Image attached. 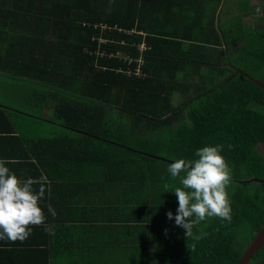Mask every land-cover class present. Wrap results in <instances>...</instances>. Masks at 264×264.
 Returning <instances> with one entry per match:
<instances>
[{"label": "trees", "instance_id": "obj_1", "mask_svg": "<svg viewBox=\"0 0 264 264\" xmlns=\"http://www.w3.org/2000/svg\"><path fill=\"white\" fill-rule=\"evenodd\" d=\"M11 1L2 65L58 94L45 135L21 131L45 172L49 230L31 241L46 264H236L264 225V183L242 182L264 180V91L233 67L264 84V28L240 17L218 26L219 0ZM133 28L150 44L141 77L125 60L139 54L140 34L123 31ZM100 36L122 53L100 55L90 40ZM216 145L233 173L232 220L207 219L185 237L174 220L180 178L167 168ZM247 264H264V243Z\"/></svg>", "mask_w": 264, "mask_h": 264}, {"label": "crops", "instance_id": "obj_2", "mask_svg": "<svg viewBox=\"0 0 264 264\" xmlns=\"http://www.w3.org/2000/svg\"><path fill=\"white\" fill-rule=\"evenodd\" d=\"M14 8L11 0H0V28L5 29L6 12ZM257 8L261 9L260 14H257ZM215 15L218 17V26L228 24L231 20L240 17L250 30L260 31L264 28V0H219ZM20 22H25L23 17H20ZM141 31L142 39L139 43L144 45V50L136 58H141L143 62L139 68L133 67L137 77L145 75L144 52L150 47L146 41V33ZM237 44L238 42H235V46ZM4 45V40L0 38V108L3 110V114H0V159L7 160L6 167L22 181L30 179L33 182V190L38 192L41 186L45 187V172L42 162L35 157L34 147L30 146L25 136H21V131L25 128L28 131L34 129L33 132L37 136H44L48 128L45 124L55 122L52 120V110L46 105L44 96L41 94L45 88L43 84L26 77H14L11 74L16 70L7 68L8 63L2 65L4 61L2 58L8 53L7 44ZM9 47L12 48V45ZM40 95L43 96L42 101ZM45 204L44 194L40 200L44 216ZM40 228L41 226L36 227L37 231L32 234L33 227L31 234L23 242L0 240V264H46L44 250L33 246L31 241L35 238L37 241L43 240L39 239L44 237V231Z\"/></svg>", "mask_w": 264, "mask_h": 264}, {"label": "clouds", "instance_id": "obj_3", "mask_svg": "<svg viewBox=\"0 0 264 264\" xmlns=\"http://www.w3.org/2000/svg\"><path fill=\"white\" fill-rule=\"evenodd\" d=\"M256 12L260 14L261 9L257 8ZM223 148V145L198 148L195 159H176L167 168L173 180L180 178L181 186L174 189L178 201L174 220L176 226L184 229L185 237L192 236L193 227L207 219L219 218L228 223L232 220L227 188L233 173L221 154ZM7 163V160L0 159V240L23 242L33 227L45 226L44 212L40 207L45 187L34 191L33 182L30 179L22 181L6 167ZM48 211L55 218L57 213L51 205ZM166 215L169 220L173 219L171 211ZM45 230L49 229L45 226Z\"/></svg>", "mask_w": 264, "mask_h": 264}, {"label": "water", "instance_id": "obj_4", "mask_svg": "<svg viewBox=\"0 0 264 264\" xmlns=\"http://www.w3.org/2000/svg\"><path fill=\"white\" fill-rule=\"evenodd\" d=\"M228 65H231V64L228 63ZM233 70L236 73H241L244 76H246L250 81L256 83L264 91V84L259 79L255 78V77H252L250 74L246 73L244 70H242L240 68L233 67ZM252 181H258V182L264 183L263 179H258V178H255V177L247 179V180H244L242 182H252ZM263 243H264V225L259 230V232L254 236V238L250 241V243L248 244V246L244 250L243 255L237 261L236 264H247L248 261L253 257L255 252L263 245Z\"/></svg>", "mask_w": 264, "mask_h": 264}, {"label": "built area", "instance_id": "obj_5", "mask_svg": "<svg viewBox=\"0 0 264 264\" xmlns=\"http://www.w3.org/2000/svg\"><path fill=\"white\" fill-rule=\"evenodd\" d=\"M88 26H89V24H88ZM98 26L101 27L102 32L106 31V29L109 28L108 25L105 24V23H98ZM114 27H116V25H114ZM117 27H118V25H117ZM118 30H120L119 27H118ZM123 31L126 32V33H137V34L142 35V31L141 30H137V29H134V28L131 29V30H123ZM101 36L99 38H94V37L90 38V40H92V42H96V46L98 45V49H99V54L100 55H105L107 57H110L112 55H115L116 53H117V55L122 53L119 50L118 52L113 54L112 52H108V49H106V48L104 49L103 48V46H104L103 44L105 42H107L108 40H107V38L101 37ZM122 43H124L123 40H122ZM137 46H138V49H139V53H141L144 50V45L141 44V43H137L136 47ZM83 50L85 52H89V53L92 52L88 46H85ZM117 55H115V56H117ZM125 60H126V64H128V65L131 64V63H134V68H139L141 66L142 62H143L141 58H139V57L138 58H136V57L134 58L133 56H130V55H126ZM126 69H129V68H125V70ZM122 71H123V69H122ZM128 72H130V70Z\"/></svg>", "mask_w": 264, "mask_h": 264}, {"label": "rangeland", "instance_id": "obj_6", "mask_svg": "<svg viewBox=\"0 0 264 264\" xmlns=\"http://www.w3.org/2000/svg\"><path fill=\"white\" fill-rule=\"evenodd\" d=\"M236 26V22L235 21H233V20H231L228 24H224L223 25V27H226V28H228L229 29V27H235ZM247 29H248V27H246ZM234 51H237L235 48H234ZM237 53L235 52V53H233V54H231V56H230V58L231 59H233L232 61L233 62H236V61H239L238 60V58L237 57H235V55H236ZM235 57V58H234ZM253 60V59H252ZM234 64H236V63H234ZM246 64H249V61H246ZM237 66H241V63L240 64H238ZM250 71H252V72H256L254 69H256V65L254 66H251V67H249L248 68ZM253 69V70H252ZM43 86L45 87V88H43V90H42V92H41V94L44 96V99H45V102H46V105L47 106H54V108H55V104H53V105H50L51 104V102L52 101H54L55 100V98H56V93H55V90H49V88L45 85V84H43ZM42 95H40V100L42 101V99H43V96ZM179 100H180V98H179V94L178 93H174L173 95H172V102H173V104L174 105H177L178 104V102H179ZM51 108V107H50ZM245 238H246V232L243 230V229H240L239 231H238V241H239V243H244V242H246L245 241ZM245 244V243H244ZM244 244H242V245H244Z\"/></svg>", "mask_w": 264, "mask_h": 264}]
</instances>
